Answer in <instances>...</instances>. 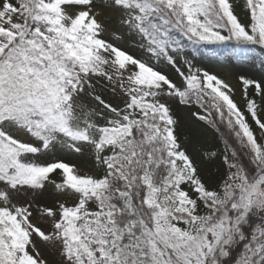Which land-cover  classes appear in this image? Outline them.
Here are the masks:
<instances>
[{
	"label": "snow or ice",
	"instance_id": "1",
	"mask_svg": "<svg viewBox=\"0 0 264 264\" xmlns=\"http://www.w3.org/2000/svg\"><path fill=\"white\" fill-rule=\"evenodd\" d=\"M0 264H264V0H0Z\"/></svg>",
	"mask_w": 264,
	"mask_h": 264
}]
</instances>
